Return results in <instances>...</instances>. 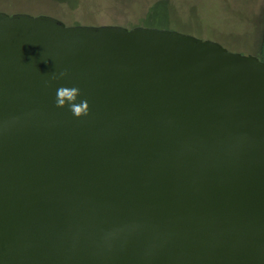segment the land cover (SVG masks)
<instances>
[{
	"label": "water",
	"instance_id": "water-1",
	"mask_svg": "<svg viewBox=\"0 0 264 264\" xmlns=\"http://www.w3.org/2000/svg\"><path fill=\"white\" fill-rule=\"evenodd\" d=\"M0 264H264V62L0 12Z\"/></svg>",
	"mask_w": 264,
	"mask_h": 264
},
{
	"label": "rangeland",
	"instance_id": "rangeland-1",
	"mask_svg": "<svg viewBox=\"0 0 264 264\" xmlns=\"http://www.w3.org/2000/svg\"><path fill=\"white\" fill-rule=\"evenodd\" d=\"M262 0H0V12L49 15L66 25H118L145 21L217 42L230 52L257 55ZM162 29V28H161Z\"/></svg>",
	"mask_w": 264,
	"mask_h": 264
},
{
	"label": "clouds",
	"instance_id": "clouds-1",
	"mask_svg": "<svg viewBox=\"0 0 264 264\" xmlns=\"http://www.w3.org/2000/svg\"><path fill=\"white\" fill-rule=\"evenodd\" d=\"M67 75V72L60 73V77ZM59 77L53 76V79H58ZM80 95V90L77 87H65L61 86L57 89L56 93V106L63 108L66 105L69 107V110L72 114L79 118L85 116L89 111L88 101L81 100L77 103V97Z\"/></svg>",
	"mask_w": 264,
	"mask_h": 264
},
{
	"label": "trees",
	"instance_id": "trees-1",
	"mask_svg": "<svg viewBox=\"0 0 264 264\" xmlns=\"http://www.w3.org/2000/svg\"><path fill=\"white\" fill-rule=\"evenodd\" d=\"M262 36H261V44L259 48V52L257 53V57L264 62V0H262ZM138 26L142 27H151V28H158L163 29L165 26V23H159L157 21H145L144 23L139 24Z\"/></svg>",
	"mask_w": 264,
	"mask_h": 264
}]
</instances>
